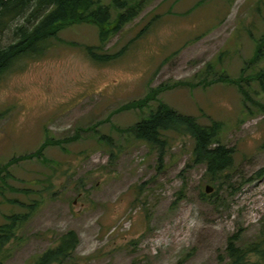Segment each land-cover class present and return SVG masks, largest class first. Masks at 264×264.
Returning <instances> with one entry per match:
<instances>
[{
  "label": "rangeland",
  "instance_id": "1",
  "mask_svg": "<svg viewBox=\"0 0 264 264\" xmlns=\"http://www.w3.org/2000/svg\"><path fill=\"white\" fill-rule=\"evenodd\" d=\"M141 1L106 42L73 23L0 76V226L22 219L0 264H34L70 230L66 264H223L232 235L264 244V0ZM161 104L222 124L235 154L217 196L190 134L164 131L161 151L132 133Z\"/></svg>",
  "mask_w": 264,
  "mask_h": 264
},
{
  "label": "trees",
  "instance_id": "2",
  "mask_svg": "<svg viewBox=\"0 0 264 264\" xmlns=\"http://www.w3.org/2000/svg\"><path fill=\"white\" fill-rule=\"evenodd\" d=\"M142 5L141 0L136 3L128 0H112L111 4L99 3L96 0H0V32L7 31L12 35L8 44H3L0 39V76L22 58L43 55L51 47L59 31L73 23L97 24L100 27L101 41L106 42L110 34L120 31L141 13ZM113 10H116L115 19H113ZM19 19H23L24 22L19 23ZM114 21L115 25H113ZM86 50L94 60L105 62L122 55L124 49L113 55L98 54L95 46H87ZM129 105L137 106L138 102ZM2 113L0 112V115ZM166 130H182L191 135L194 139L191 161L196 165L205 164L207 179L214 184L211 193L203 192L202 195L217 196L223 174L234 165L235 154L234 149L221 140L222 124L217 121L203 124L193 115L180 113L161 104L131 127L132 133L138 139L158 147L161 151L165 148L166 140L163 138V132ZM48 143L58 142L47 140L43 147L48 146ZM39 154L41 148L18 159ZM160 157H164L162 152ZM7 167H9L8 163ZM18 217L13 215L9 217L10 222L0 226V247L14 237L16 224L22 221ZM239 239L237 234L229 238L227 246L229 260H224L223 264H248V255L252 253L258 255L261 261L264 260V244H256L252 248L245 249L239 245ZM78 244V234L70 230L60 237L56 245L41 253L34 264H66L73 257Z\"/></svg>",
  "mask_w": 264,
  "mask_h": 264
},
{
  "label": "water",
  "instance_id": "3",
  "mask_svg": "<svg viewBox=\"0 0 264 264\" xmlns=\"http://www.w3.org/2000/svg\"><path fill=\"white\" fill-rule=\"evenodd\" d=\"M205 190L206 192L211 193L214 190V187L211 184H207Z\"/></svg>",
  "mask_w": 264,
  "mask_h": 264
}]
</instances>
